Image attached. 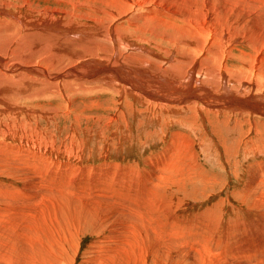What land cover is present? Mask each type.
I'll list each match as a JSON object with an SVG mask.
<instances>
[{
  "label": "bare ground",
  "instance_id": "bare-ground-1",
  "mask_svg": "<svg viewBox=\"0 0 264 264\" xmlns=\"http://www.w3.org/2000/svg\"><path fill=\"white\" fill-rule=\"evenodd\" d=\"M96 96L102 100L93 101ZM93 109L95 115L86 114ZM214 122L220 124L219 136L209 129ZM192 144L213 154L214 166L219 156L220 161L253 156L234 173L229 168L237 164L223 160L227 178L240 182L235 198L249 188L264 198V0H0V152L5 153L0 154V175L13 176L7 179L11 184L14 178L28 179L16 193L7 185L3 193L19 206L10 207L11 212L1 206L0 211L20 207L18 215L38 227L36 216L45 225L64 217L75 226L98 224L101 211L108 214V206L99 208L101 193L136 185V194L124 189L122 197L109 195L117 198L113 208L128 210L121 223L130 232L122 245L137 257L135 243L143 245L150 235L161 241L155 217L136 219L134 211L147 206L142 201L151 192L148 180L157 157L147 155L144 165L151 168L144 173L143 166L136 167L140 163L125 162L126 153L169 149L168 162L183 171L188 163H177L178 153ZM86 156L93 163H84ZM30 162H57L56 167L70 172L60 177L58 170L42 165L32 172ZM52 174L58 184L47 181ZM188 176L197 186L206 178L200 171ZM30 224L23 225L25 232L46 233ZM99 228L96 247L120 248L111 233ZM222 237L221 253L237 250L233 257L238 263L246 254L242 261L262 264L264 255L242 252ZM197 239L204 242L205 237ZM13 250L0 252V264H20ZM21 251L31 264L57 260L56 252L39 251L35 241ZM97 256L94 261H102Z\"/></svg>",
  "mask_w": 264,
  "mask_h": 264
},
{
  "label": "rangeland",
  "instance_id": "rangeland-1",
  "mask_svg": "<svg viewBox=\"0 0 264 264\" xmlns=\"http://www.w3.org/2000/svg\"><path fill=\"white\" fill-rule=\"evenodd\" d=\"M19 1L21 2L22 0ZM32 1L35 0H30V2ZM101 97L102 96H96L93 97L92 100L101 101ZM80 99L84 98L80 96ZM86 101H88V99H86ZM29 104L32 103L29 102ZM82 114L85 115L84 113ZM86 114L95 115L96 112L93 109L87 111ZM41 122L43 125H47L46 121L41 120ZM51 126L53 127V125ZM209 129L215 135H220V124L218 122L210 124ZM174 132L175 130H172V133ZM195 134L198 136L200 135L199 132L194 134L190 133L192 137H194ZM152 150L153 148H148L146 150H130L132 152L126 153L124 160L127 163H140L136 167L143 166L145 173V168L150 167L144 165V161H148L149 158L147 155L153 154L157 157V160L153 166V175L156 178L154 179L153 177L152 179L148 180L152 181V186L150 187L151 194L149 193V199L147 198L145 201H142L143 203H146L148 207L139 205L134 208V211L137 213L136 219L140 218L142 220L143 218H152L154 220L155 217L157 223H159L157 225L160 226L161 224V228L159 227L157 231L158 233H156V235L158 234L156 238H161L160 242L150 235V237H148L149 240L146 239L147 242H145L143 245L135 243L136 247L132 249L137 254V257L134 255L132 250L124 249L125 246L122 245V240L126 242L128 241L127 234H129L130 231L128 230L127 226H124L121 223V221L124 220V214L128 213V210L123 212L117 206L113 208L114 205L112 204V199L117 198H112L109 194L117 193L122 197V191L124 189L129 191L131 194H136V190L138 188L136 185H125L122 191L101 193L102 197L100 199L101 203L99 204V208L102 210L108 206L105 208L108 210V214H105L107 211L103 209L104 211H101V217L96 219L99 221L98 224L88 222L84 225L81 222L75 226L72 223L68 224L67 221H64L66 218L64 217V219L60 220V222H55V224L47 223L49 225H45L43 222V217L36 216L38 219L37 222L40 223L38 227L31 221H28V217H23L21 214L18 215L17 212L20 207L16 210V212H14L15 208L13 207L12 213L6 214V212L0 211V252H2L5 248H14V250L11 251V254L14 256V262H18L20 264H31V261H29L30 259H28L29 257L22 255L21 253V250L25 247V244L27 245L28 241L30 240L35 241L39 247V251H41L43 248H49L57 254L58 252L61 254L62 259L56 254V263L47 261V259H45L46 263L51 264H247V259L245 257L246 254L243 253L244 256L242 255L246 261L244 259L242 261V257H239V263L237 262L238 260L236 261V259L233 257L234 254L239 255L237 252L235 253L237 250L234 251L231 249L232 252L229 250V254H225V251L224 253H221L220 237L223 235V237L227 236L228 240H223L222 237V241L227 240L228 243L231 242L230 244H232L233 247H235L234 245L236 244V248H240V251L242 248V252L249 253L251 250L256 255H258L257 252L260 253V255H264V198L261 194L254 192L251 188H249V190L242 191V195L238 198H235L234 192L241 188L240 182H237L235 179L230 181L231 178H227V170H225L226 164L224 162L231 161L232 163L237 164V166H232L229 168V171L234 173L240 171L243 165L253 162V156L248 158L227 157L221 161V157L219 156V164L214 166V162L210 161L209 158H215V156L206 151L204 148L196 144H192V147L188 150L185 149L178 153L177 163L186 162L188 163V166L183 171H177L175 165L172 162H168V158L173 155L169 149ZM0 154L5 155L3 152H0ZM159 156H164L165 159L159 161ZM88 157L89 156L83 157L82 161L87 163L88 159H90L91 162L94 160L93 158ZM175 157L177 158L176 154ZM99 158L96 160V162H94L95 165L100 163ZM41 165L58 170L57 172L59 173L60 177H62V175H67L70 172V169L65 170L56 167L57 162H46L42 164H39L38 162H30L29 168L32 170V172H34L39 167H41ZM194 171H200L206 176V178L201 182V184H198V186L191 184L193 180L191 176H188L190 172ZM146 176L148 177V175ZM11 177L13 176H11L9 173H7L6 176L0 175V186L2 187L0 188V209L3 207L10 210V207L12 206H19L17 205L16 201L15 203L13 202L16 199L8 198L7 195L3 193L7 185H9L10 190L11 188L13 189L12 193H16L17 189L28 184V179L26 178H21L22 180L14 178V183H8L7 179H11ZM50 180L58 184L54 174L47 177V181ZM192 185L196 186L197 188L193 187ZM77 186L79 193L85 194L78 183ZM164 195L166 196L165 200H163ZM164 202L167 205V208L165 209H163V205H165ZM100 205L102 207H100ZM109 207L110 209H108ZM222 208L224 211H222ZM110 210L112 214H109ZM109 217L110 221H112V219L115 221L109 222ZM69 219L75 221L73 217H70ZM25 220L28 224L31 223V227H34L37 231L42 230L46 233L39 237V234L36 235V233L34 234L32 231H30V233L28 231L25 232V229H23V225H25L26 222ZM47 220L51 221L49 218H47ZM228 220L231 221V223ZM220 221L222 223L224 222V227L221 225L220 228ZM114 223L116 226L113 225ZM139 224L143 235L145 230H143L141 223ZM228 224H231V226H228ZM50 225L53 226V229L50 227ZM95 225L101 226L107 235L111 236L109 234L111 233L113 235L112 237L118 240L120 248L111 249L109 247L111 246L110 244H106L107 246H103V248L96 247L94 241L97 240L96 238L99 239L101 237V232L99 226ZM106 226L110 227L107 229L105 228ZM226 227H228V229L224 231ZM240 228L243 229V231ZM212 229L213 232L211 233L210 231H212ZM226 231L228 232L226 233ZM239 231H241L239 234L241 236L244 234V236H240L239 238V234H237ZM230 232H234V234H231ZM223 233L230 234L225 235ZM188 238L190 239L188 240ZM197 238H203L204 242ZM234 238L237 240L240 239L241 242L239 240L236 241ZM10 239L12 240L10 241ZM11 244L13 246H11ZM95 249L98 251L95 252ZM99 251L105 252L104 256L102 252ZM114 251L117 253L116 256L113 254ZM98 253L101 254L99 255ZM106 255L107 257H105ZM208 255L209 258H207ZM96 256L98 258L100 256L99 259L103 258L102 261L109 260V262L94 261ZM260 257L263 264L264 258H262V256Z\"/></svg>",
  "mask_w": 264,
  "mask_h": 264
}]
</instances>
